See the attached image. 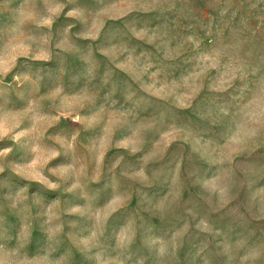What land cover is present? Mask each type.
<instances>
[{"label":"rangeland","instance_id":"1","mask_svg":"<svg viewBox=\"0 0 264 264\" xmlns=\"http://www.w3.org/2000/svg\"><path fill=\"white\" fill-rule=\"evenodd\" d=\"M0 264H264V0H0Z\"/></svg>","mask_w":264,"mask_h":264}]
</instances>
